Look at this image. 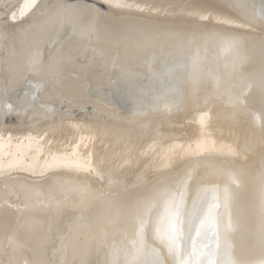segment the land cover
I'll use <instances>...</instances> for the list:
<instances>
[{"label": "bare ground", "instance_id": "1", "mask_svg": "<svg viewBox=\"0 0 264 264\" xmlns=\"http://www.w3.org/2000/svg\"><path fill=\"white\" fill-rule=\"evenodd\" d=\"M0 264H264V0H0Z\"/></svg>", "mask_w": 264, "mask_h": 264}]
</instances>
